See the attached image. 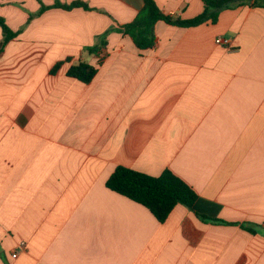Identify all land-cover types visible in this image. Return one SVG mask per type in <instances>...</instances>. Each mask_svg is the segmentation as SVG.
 <instances>
[{
  "label": "crops",
  "instance_id": "0c3cea01",
  "mask_svg": "<svg viewBox=\"0 0 264 264\" xmlns=\"http://www.w3.org/2000/svg\"><path fill=\"white\" fill-rule=\"evenodd\" d=\"M76 1L89 9L42 10ZM155 1L183 19L204 10ZM143 5L0 0L19 32L0 53V264H264V7L157 22L139 50L120 29ZM81 62L97 68L90 83L67 75ZM118 166L170 169L234 224L182 204L160 223L106 187Z\"/></svg>",
  "mask_w": 264,
  "mask_h": 264
},
{
  "label": "trees",
  "instance_id": "16d2710c",
  "mask_svg": "<svg viewBox=\"0 0 264 264\" xmlns=\"http://www.w3.org/2000/svg\"><path fill=\"white\" fill-rule=\"evenodd\" d=\"M203 12L192 19H183L165 14L157 5L155 0H143V7L136 18L124 25L120 30L128 36L137 49L149 50L155 44V25L157 22H164L177 27L198 26L208 21H217L219 13L225 8H231L240 3H248L250 6L264 7V0H203ZM75 7H89L80 1L71 4L55 3L47 8H63L70 10ZM0 28L3 33V41L0 45V53L6 44L16 38L19 32L9 28L6 22L0 18ZM96 53L97 48L88 50ZM62 62H58L52 69V73L57 72ZM97 74V68L90 63L81 62L72 65L67 75L83 83H90ZM106 187L128 199L141 204L159 221L163 223L169 217L172 210L178 204H182L195 212L203 221L213 224L232 225L219 217L221 206L215 202L205 200L183 179L174 174L170 169H165L159 176H150L145 173L129 169L124 166L115 168L111 176L106 181ZM242 228L249 233H256L255 225L249 223L241 224Z\"/></svg>",
  "mask_w": 264,
  "mask_h": 264
},
{
  "label": "built area",
  "instance_id": "2783aa9c",
  "mask_svg": "<svg viewBox=\"0 0 264 264\" xmlns=\"http://www.w3.org/2000/svg\"><path fill=\"white\" fill-rule=\"evenodd\" d=\"M218 44H226V43H228V41L227 40H223V39H217V41H216ZM23 246L25 245L24 243H21Z\"/></svg>",
  "mask_w": 264,
  "mask_h": 264
}]
</instances>
